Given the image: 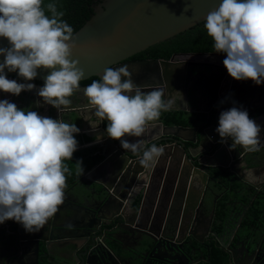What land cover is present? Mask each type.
<instances>
[{
  "label": "flooded vegetation",
  "instance_id": "flooded-vegetation-1",
  "mask_svg": "<svg viewBox=\"0 0 264 264\" xmlns=\"http://www.w3.org/2000/svg\"><path fill=\"white\" fill-rule=\"evenodd\" d=\"M150 49L113 69L127 65L136 85L155 82L154 64L158 66L159 61H171L178 54L188 53L158 57L156 53L165 50ZM192 71L195 77H191ZM220 74L216 67L186 68V79L191 78L189 85L198 90L203 101L204 86L214 85ZM96 79L80 82L79 90L69 97L70 104L61 106L60 111L45 104L38 95L44 86L41 82L17 79V83H32L35 88L19 96H1L0 100L15 103L21 110L36 111L66 123L76 111L83 122L81 127L77 126L80 132L74 134L78 148L72 160L65 161L71 174H66L65 199L59 209L71 215L68 228L59 227L57 213L39 232L29 233L21 223L5 221L0 224V264H264V84L232 78L235 96L243 82L252 83V88L243 87L242 93H238L239 109L253 107L249 110L250 119L262 116L255 121L261 127L260 150L247 152L241 147L242 150L230 153L236 172L223 167L224 161L211 159L214 141L220 138L211 128L215 110L209 118L201 113L196 115L192 111L196 102L186 92L183 105L180 96L173 103L174 107L186 108L176 111L185 112V123L171 124L170 114L163 122L165 126L198 128L203 145H199L198 136L197 144L187 142V148L193 147L192 153L188 151L190 163L183 161L176 167L175 162L168 160L134 176L129 170L125 174L127 168L134 171L128 160L124 171L112 178L108 158H124L121 145L107 135L108 121L95 116V109L84 95L83 89L100 81ZM160 83L166 91L163 79ZM86 134H96L100 140ZM97 143L102 146H94ZM248 153L254 160L249 167L241 163ZM138 154L141 159L142 151ZM193 160L194 169H200L196 174L191 168ZM77 161H82V176L77 175ZM124 177L127 189L121 184ZM67 243L75 244L69 252L63 250Z\"/></svg>",
  "mask_w": 264,
  "mask_h": 264
},
{
  "label": "clouds",
  "instance_id": "clouds-1",
  "mask_svg": "<svg viewBox=\"0 0 264 264\" xmlns=\"http://www.w3.org/2000/svg\"><path fill=\"white\" fill-rule=\"evenodd\" d=\"M47 10L51 17L45 14L43 0H0V38L11 45L0 47V56L5 57L0 63V91L19 96L35 88L8 79L6 68L18 71L25 81L34 80L39 68L50 69L38 95L60 111L70 104L85 73L79 61L71 59L74 30L62 19L64 13L54 3L47 4ZM204 27L215 52L226 53L223 64L232 78L264 84V0H221L207 14ZM132 75L127 65L106 68L102 81H93L83 92L95 116L109 122L107 135L120 140L125 150H142L141 165L152 169L164 148L155 143L145 148L144 141L130 143L124 137L143 136L151 122L172 108L173 99L165 100L160 86L143 92ZM216 131L224 140L231 137L232 148L260 150L261 127L245 110L233 107L222 112ZM79 132L76 124L0 100V224L15 220L27 232H39L57 213L65 199L66 174H71L65 161L72 160L78 148L74 134ZM76 164L77 175L82 176V161Z\"/></svg>",
  "mask_w": 264,
  "mask_h": 264
},
{
  "label": "water",
  "instance_id": "water-1",
  "mask_svg": "<svg viewBox=\"0 0 264 264\" xmlns=\"http://www.w3.org/2000/svg\"><path fill=\"white\" fill-rule=\"evenodd\" d=\"M220 2L221 0H101L93 6L94 11L90 19L74 33L76 47L73 49L71 59L79 61V67L85 73L84 78L80 82L93 77L102 81V76L106 68H113L152 46L166 42L199 26L205 22L207 14L218 7ZM10 46L6 38H0V47L8 48ZM178 58H180V61L175 60ZM225 58L226 53L217 52L178 54L171 61H159L158 66L156 65L157 63L153 65L156 71L155 82L138 84L137 86H140L142 91L146 93L151 87L159 86L161 84L160 81L163 79L166 89L164 99L172 98L173 103L175 98L180 96L179 93L184 96L188 92L191 101L196 102L195 108H192V111L196 115L201 113L209 118L212 110H215V113L212 115L213 126L211 128L216 131L219 127V118L222 112L233 107L239 109L240 103L238 102V98L240 94L238 93H242L241 90L236 91L237 94L235 96L232 78L223 64ZM4 59V56H0V63H3ZM188 66L192 68L199 66H205L207 68L216 67L221 72L214 85L204 86V91H206L203 96L204 101L199 96L198 90L189 85L191 78L186 79V68ZM50 71V69L44 68L37 69L38 75L32 81L44 83ZM5 74L10 80L17 81V79H23L19 76L18 71L9 72L6 68ZM190 75L191 77H195L193 71ZM3 93L5 92L0 91V98ZM180 102L183 105V97ZM204 103H206L205 106ZM252 108L247 107L243 110L250 114L249 110ZM176 111H186V108L172 106L169 111L162 112L157 121L151 122V126L143 136L124 137L130 143H135L139 140L144 141L145 148L150 147L153 143L158 147H163L164 153L159 157L155 167H160L164 161L168 160L169 162H175L176 167H180L183 161L190 163L188 151L192 153L191 150L193 147L187 148V142L197 144L198 128L165 126L163 121L166 115L174 114ZM261 117L257 116L253 120L256 121ZM82 122V116L76 111L69 116L70 124H76V126L81 127ZM86 136L100 140L96 134H86ZM206 136L209 137L208 135ZM198 137L199 145L202 146L203 137L201 135ZM113 141L121 145L120 140L113 139ZM169 141L173 144H165L163 146V143ZM214 143L215 151L211 155V159L224 161V164H221L223 167L236 172L233 164H231L232 159L230 153L231 151L242 150L241 146L237 145L235 148H232L233 140L231 137L226 140L220 137ZM101 144L97 143L94 146L101 147ZM138 152L134 153L131 150H125L121 145L123 161L114 155L108 158V161L111 162L109 168L110 176L114 178L121 174L128 160L131 166L134 165V171L127 168L125 174L128 170L133 172L134 176L142 173L145 168L142 165H138L141 160L139 159ZM192 156L196 157L193 154ZM196 160L191 162L193 174H196L195 172L197 170L200 172V169H194L195 165L193 163ZM253 161L249 153L241 158V163L247 165V167L251 166ZM176 172L174 177H176ZM239 178L247 181L244 176H239ZM125 179L126 177H124L121 184L124 189H127ZM57 214V221L61 223L59 227L64 230L67 229L71 215L65 214V211L59 208ZM125 223H128L127 220ZM126 231L128 230L126 229ZM70 246L73 247L75 244L67 243L63 246V250L69 252Z\"/></svg>",
  "mask_w": 264,
  "mask_h": 264
},
{
  "label": "trees",
  "instance_id": "trees-1",
  "mask_svg": "<svg viewBox=\"0 0 264 264\" xmlns=\"http://www.w3.org/2000/svg\"><path fill=\"white\" fill-rule=\"evenodd\" d=\"M101 0H43L45 14L51 17V13L47 10V4L54 3L58 11H62L64 16L62 19L66 21L77 32L87 20L93 15V6ZM205 23V22H204ZM204 23L195 28L180 34L166 42L152 46L153 48H162L165 52L156 53L158 57L170 56L177 52L188 53H209L215 52L214 41L208 36ZM149 51V50H147ZM92 80H97L92 78ZM185 112H175L171 114V124H184ZM174 120V122H173ZM190 122H187L189 124Z\"/></svg>",
  "mask_w": 264,
  "mask_h": 264
},
{
  "label": "crops",
  "instance_id": "crops-1",
  "mask_svg": "<svg viewBox=\"0 0 264 264\" xmlns=\"http://www.w3.org/2000/svg\"><path fill=\"white\" fill-rule=\"evenodd\" d=\"M242 86L245 87L246 89H250L252 88V83L247 81V83L245 84V82H243ZM243 87L240 88L241 91L243 90L242 89Z\"/></svg>",
  "mask_w": 264,
  "mask_h": 264
}]
</instances>
